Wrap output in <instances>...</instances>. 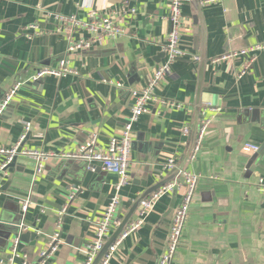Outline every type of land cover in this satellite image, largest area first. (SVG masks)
<instances>
[{
	"label": "crops",
	"instance_id": "0c3cea01",
	"mask_svg": "<svg viewBox=\"0 0 264 264\" xmlns=\"http://www.w3.org/2000/svg\"><path fill=\"white\" fill-rule=\"evenodd\" d=\"M123 1L0 0V100L14 82L24 83L0 116V147L18 143L24 123L30 129L22 150L57 155L73 153L92 135L98 150L105 151L110 138L119 135L130 115V93L163 63L161 46L170 30L167 0H130L136 9L130 17L121 13ZM103 10L125 35L68 53L55 17L86 21L89 12ZM200 13L204 39L192 0L182 6L180 40L188 55L171 65L166 81L155 91L158 98L181 108L152 103L133 127L128 184L119 193L118 217L121 221L139 197L170 177L162 168L167 159L180 165L186 153L199 61L192 56L199 58L203 47L206 63L196 133L202 119L211 122L201 150L186 165L185 171L198 182L172 264H264V155L251 161L255 153L242 150L246 144H264V49L251 53L255 61L241 79L236 74L249 55L212 63L225 53L264 44V0H221L200 6ZM63 59L76 74L31 81L39 69L57 67ZM88 170L81 161L50 158L36 176L31 161L17 159L11 172L0 175V264H9L16 237L26 264H40L39 254L64 206L58 251L45 264H84L92 238L88 219L102 212L118 181L100 166L85 181ZM71 191L74 197L68 200ZM180 199L176 192L161 197L108 264H158ZM23 200L30 203L26 214L20 211ZM135 219L136 212L130 221ZM27 233L34 236L20 239Z\"/></svg>",
	"mask_w": 264,
	"mask_h": 264
},
{
	"label": "built area",
	"instance_id": "2783aa9c",
	"mask_svg": "<svg viewBox=\"0 0 264 264\" xmlns=\"http://www.w3.org/2000/svg\"><path fill=\"white\" fill-rule=\"evenodd\" d=\"M168 1V22L170 24V30L166 36V42L161 46V51L164 55V61L161 63L148 78L147 82L140 88L131 91V106L130 115L126 119L121 132L117 137H112L109 140L108 147L105 151L98 150L96 136L92 135L79 149L73 153H62L60 155L47 153L40 150H20L21 143L24 141L29 129L30 124H23V133L15 145L10 148L0 147V156L3 157V161L0 164V175H6L9 165L13 159H27L34 164V173L36 176L41 175L44 170L45 163L50 158H58L63 161H81L84 162L86 167L91 171H94L96 166H100L102 171L113 174L117 177L118 181L114 185V192L109 198L108 203L103 208L98 217L88 219L90 231L92 232L91 243L86 249V260L84 264H92L97 254L102 250L104 244L110 237L112 231L118 226L120 218L119 202L120 191L128 184V169L131 161L132 153V131L134 125L138 122L140 117L148 113V105L152 103H159L170 109H180L181 105L170 101L158 98L155 91L163 84L170 71L171 65L188 55L186 51L181 47V33L183 31L182 24L183 18L181 9L187 0H167ZM221 0H197L200 6H205L210 3L218 2ZM121 13L125 17L133 16L136 13V9L130 6V0H124L122 3ZM55 19L62 26V29L66 36L68 53L76 51L88 50L92 47L105 44L107 41L117 39L125 35L124 28L112 19V15L109 11L103 10L101 13L89 12L88 19L86 21H80L75 16L68 17H55ZM76 32L82 33V37L75 39ZM264 49V44L255 45L250 49H244L240 51H232L225 53L220 57H217L212 61L213 64L227 63L249 55L246 62L240 67L236 77L241 79L247 70L251 67L255 61V56L251 53L255 51H261ZM192 60L197 62L199 58L192 56ZM76 74L74 69L70 67L68 59L61 60L57 67L54 68H42L31 79L35 82L39 79L46 77L61 78L69 75ZM24 83L14 82L9 91L5 93L2 100H0V116L6 111L13 99L17 96ZM205 109L215 111L216 109L210 108L209 105H205ZM210 120L202 119L200 121L195 140L190 151L188 161H193L197 153L201 150L205 134L210 125ZM187 133V128H184ZM244 152L256 153L259 147L255 145L246 144L243 146ZM163 171L167 176H171L176 173V178L164 186L160 187L152 194H150L144 201H142L136 211V219L131 220L114 243L109 247L107 253L101 259L100 264H108L117 252L121 243L128 237H132L138 231L143 223L144 217L149 211H152L157 201L166 195L179 193L180 203L175 210L173 220L169 229L167 243L165 250L158 260V264H172V261L180 247V241L186 225V221L189 215L190 207L192 205L198 177L188 171H182L179 169V164L175 159H167L163 164ZM261 184L262 182L259 181ZM264 192V187L261 188ZM75 191H71L68 200H72ZM30 203L28 200H23L20 211L21 214H26ZM66 206L58 213V221L56 223V230L50 237L48 245L43 249L40 254V264H45L50 261L56 252L60 244V218L66 212ZM20 241L19 237L12 240L9 248V264H13L16 259H22L21 264H26L25 256L20 253Z\"/></svg>",
	"mask_w": 264,
	"mask_h": 264
},
{
	"label": "water",
	"instance_id": "95a60500",
	"mask_svg": "<svg viewBox=\"0 0 264 264\" xmlns=\"http://www.w3.org/2000/svg\"><path fill=\"white\" fill-rule=\"evenodd\" d=\"M192 5H193L195 11L197 12L198 18L200 20V27L202 29V38L204 39V29H203V22H202V19H201L200 6H199L197 0H192ZM205 63H206L205 62V55H204V50H203V47H202V49L200 51V55H199L198 69H197V86H196V91H195V96H194L195 110H194L193 126H192V131H191V134H190V137H189V145H188L187 151H186L185 155L182 157L180 165H179V169L182 170V171H185V169H186V165H187V162H188V157H189L190 151L192 149V146H193V143H194V139H195V135H196L199 106H200V103H201V89H202L203 79H204ZM21 149H22V145L20 146L19 151ZM263 155H264V144L261 145L259 150L254 154V156L252 157L251 161H255L258 157H262ZM16 161H17V158L13 159L12 163L9 165V167L7 169L8 171L11 172L15 168ZM93 175H94L93 171H91V170L85 171V174H84L85 181H87ZM175 178H176V173H173L170 177H168L167 179L163 180L162 182L157 184L155 187H153L152 189H150L149 191L144 193V195H142L141 197H139L137 199V201L132 205V207L128 210V212L122 218V220L120 221V224L118 225V227L115 229V231L112 233V235L108 238V240L104 244L102 250L97 254V256L95 257V259L92 262V264H99L100 263L101 259L107 253L109 247L114 243V241L117 239V237L120 235L122 230L126 227L128 222L130 221V219L133 216V214L137 211L140 203L142 201H144L148 197L149 194H151L152 192L156 191L160 187L164 186L165 184H167L171 180H174ZM30 235H31V237L34 236V234H29V233L22 234L20 239H23V237H30Z\"/></svg>",
	"mask_w": 264,
	"mask_h": 264
},
{
	"label": "bare ground",
	"instance_id": "6f19581e",
	"mask_svg": "<svg viewBox=\"0 0 264 264\" xmlns=\"http://www.w3.org/2000/svg\"><path fill=\"white\" fill-rule=\"evenodd\" d=\"M123 230H124V229H123ZM123 230H122V231H123ZM120 234H121V233H120ZM99 264H100V263H99Z\"/></svg>",
	"mask_w": 264,
	"mask_h": 264
}]
</instances>
